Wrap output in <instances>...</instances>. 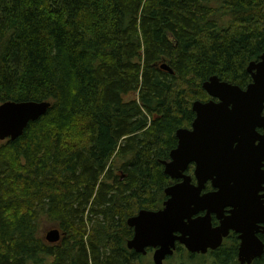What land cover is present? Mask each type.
Here are the masks:
<instances>
[{
  "label": "trees",
  "instance_id": "trees-1",
  "mask_svg": "<svg viewBox=\"0 0 264 264\" xmlns=\"http://www.w3.org/2000/svg\"><path fill=\"white\" fill-rule=\"evenodd\" d=\"M219 1L0 0V105L51 103L0 141V264H141L127 222L163 208L193 101L264 52V0Z\"/></svg>",
  "mask_w": 264,
  "mask_h": 264
},
{
  "label": "water",
  "instance_id": "water-1",
  "mask_svg": "<svg viewBox=\"0 0 264 264\" xmlns=\"http://www.w3.org/2000/svg\"><path fill=\"white\" fill-rule=\"evenodd\" d=\"M253 67L251 64L248 71L251 72ZM161 69L174 74L168 64H163ZM203 90L219 103H193L196 119L192 130L180 128L176 132L177 147L171 151L170 159L162 162L164 174L178 182L165 189L167 199L161 210H141L127 222L134 230L128 249L143 256L149 249L153 250L154 264H164L174 255L178 244L192 255L216 251L231 230L243 234L240 249L243 264H251L253 259L264 254V244L256 236L260 231L257 225L264 224V207L261 203L248 206L256 202L254 193L260 190L262 183L253 156L257 149L250 134L261 120L264 102L261 85L257 81L247 91H242L214 76L203 84ZM50 108V102L9 101L1 104L0 141H15L22 137L28 125L46 115ZM193 163L197 185L186 174ZM209 180H213L216 191L203 194ZM227 207L233 209L232 216L220 227L213 228L211 215L217 214L223 219ZM204 212H207L205 216L194 218ZM248 217L250 226L239 230L237 222ZM63 236L60 230H52L45 241L58 244Z\"/></svg>",
  "mask_w": 264,
  "mask_h": 264
},
{
  "label": "flooded vegetation",
  "instance_id": "flooded-vegetation-1",
  "mask_svg": "<svg viewBox=\"0 0 264 264\" xmlns=\"http://www.w3.org/2000/svg\"><path fill=\"white\" fill-rule=\"evenodd\" d=\"M263 57H264V52L261 53V55L258 58H256V59L252 60L251 62H249L247 67H246V70H245L246 71L245 72L246 73L245 77L239 83L235 84L242 91H247L248 88L251 85H255V83L258 81L259 84L261 85V91L263 92L262 94L264 96V58ZM251 64H254V67H253L252 71L250 72V71H248V68H249V66ZM209 98H207L203 102L213 101L215 103H219L218 99H213L210 96H209ZM192 106H193V104H192ZM192 112H193V110H192ZM193 114H194L193 120L190 122L189 126L186 127L189 130H192L193 123H194V121L196 119V114L194 112H193ZM250 134L253 137L251 139L252 141H254L253 146L257 149L253 156L255 158L256 166L258 168V177H259L260 181H262V183H261V185L259 187L260 190L259 191L257 190L256 193H254V195H255L254 198L257 199L256 202H254V204H248V206L252 205V207H255V206H259V204L261 203L262 204L261 206L264 207V145H263V147H261L262 144L264 143V102L262 103L261 120L257 121V123L255 124V127L253 128V130H251ZM190 170H192L193 175H189L188 174V172ZM194 171H195V164L193 163V164H191L189 166L186 174L189 175L192 178V183L194 185H197V181H196V179L194 177ZM177 182L178 181H174L172 185L176 184ZM215 191H216V189L213 187V180H209L206 183V186H205V189L203 191V194L213 193ZM232 210L233 209L231 207L225 208L224 211H223V219H220L217 214H212L211 217H210L211 218L212 227L213 228L220 227L222 222L225 221L226 218H229V217L232 216ZM246 211H248V210H246ZM248 212H250V210ZM206 214H207V212L200 213L198 216H196L194 218L202 217V216H205ZM250 222H251V220H250L249 217L246 220L240 219L239 222H237L238 229L239 230H241V229L243 230V229L248 228V226H250ZM257 227H260V231L256 234V236L264 244V233H263L264 224H260V225L258 224ZM133 232H134V230H133ZM242 236H243L242 232H236L234 230H231L229 235H228V237H226L224 239V241L222 243V246L218 250L209 251L206 255H202V256L209 257V259L211 260V264H220L218 256L222 255V254L223 255L229 254V255H231L230 259H232L230 261L231 263L233 262L235 264H243L241 262V258H240V249H241V246L243 244V239L241 238ZM179 247H181L183 250H186L180 244L177 245V249ZM177 249H176L175 253L177 252ZM149 250H151V249H149ZM129 251L136 253L135 251H132V250H129ZM175 253H174V255H175ZM137 255L143 256L141 254H137ZM198 256H201V255H198ZM170 258L171 257L167 258V260L170 259ZM244 264H248V263H244ZM251 264H264V254H263V256L261 258L253 259Z\"/></svg>",
  "mask_w": 264,
  "mask_h": 264
},
{
  "label": "rangeland",
  "instance_id": "rangeland-1",
  "mask_svg": "<svg viewBox=\"0 0 264 264\" xmlns=\"http://www.w3.org/2000/svg\"><path fill=\"white\" fill-rule=\"evenodd\" d=\"M214 1V4L215 5H219L220 4V1L219 0H213ZM262 12L264 14V9H262ZM226 22H227V25H229L231 23V21L227 18L226 19ZM227 82V81H226ZM231 84H236V83H233V82H229ZM208 96V95H207ZM134 96H129L127 97L126 99L127 100H131L133 99ZM209 98V96L207 97ZM206 98V99H207ZM205 98L203 99V95L201 96V98H199L198 100H194L193 103L195 101H205L206 100ZM210 99V98H209ZM192 103V104H193ZM189 175H193L192 173V170H190L188 172ZM174 182V181H172ZM173 184V183H172ZM137 215V214H136ZM135 215V216H136ZM52 230H59V228L57 227L56 224L52 223L51 221H49V219L45 218V217H42L40 220H39V235L42 239H46V236L47 234L52 231ZM63 234V232H62ZM64 238H66L65 236H63L61 238V241L60 243H58L57 245H62L63 243V240ZM153 254H154V251L152 250H149L148 251V254L146 256H142L143 259L140 261L141 264H154L153 263ZM137 264V263H135ZM165 264H211V260L209 259V257L207 256H197L196 259H193L191 260L189 258V253L185 250V252L183 251V253H180V252H176L175 255L173 257H171L170 259H168Z\"/></svg>",
  "mask_w": 264,
  "mask_h": 264
}]
</instances>
